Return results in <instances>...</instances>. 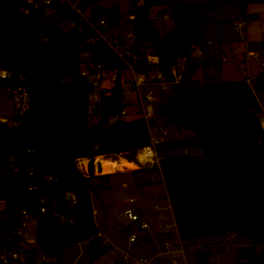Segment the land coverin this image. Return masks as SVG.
Masks as SVG:
<instances>
[{"label": "trees", "instance_id": "16d2710c", "mask_svg": "<svg viewBox=\"0 0 264 264\" xmlns=\"http://www.w3.org/2000/svg\"><path fill=\"white\" fill-rule=\"evenodd\" d=\"M41 1L0 0V72L13 73L10 78L0 75V88L23 84L29 92L23 113L13 115L11 122L0 119V198L6 204L0 210V249L12 248L6 237L18 226V213L26 209L38 216L37 249L26 264H38L40 254L59 258L68 246L86 241L91 242L94 261L102 253L93 196H99L105 180L112 177L94 175V161L119 154L134 161L138 150L150 142L148 125L143 118L110 121L127 105L121 80L100 92L90 113L94 87L81 76L82 54L90 52V62H103L112 69L123 70L126 64L102 43H92L93 28L62 0L49 5ZM80 1L84 11L90 9L92 20L107 18L113 25L122 20L117 6L104 7L102 0ZM137 2L130 0V12L138 37L150 42L160 56L163 79L174 82L172 67L179 59L187 61L182 81L174 84L173 95L159 111L168 123L197 136V142L190 138L170 142L161 159L179 235L184 241L230 233L250 237L262 252L242 264H264L262 107L248 79L201 84L193 79L201 68L215 63L212 57L194 56L205 44L204 29L210 22L206 13L231 0ZM235 3L246 16L250 4L264 0ZM155 6L170 8L174 29L163 36L150 18ZM256 78L260 92L264 72ZM90 115L98 117L96 125ZM184 146H198L201 155L174 153ZM79 159L90 160L87 175L78 168ZM223 179L219 195L212 196L214 182ZM31 185L37 189H29ZM67 193L76 196V203L67 199ZM42 206L47 208L44 213Z\"/></svg>", "mask_w": 264, "mask_h": 264}, {"label": "rangeland", "instance_id": "374dc122", "mask_svg": "<svg viewBox=\"0 0 264 264\" xmlns=\"http://www.w3.org/2000/svg\"><path fill=\"white\" fill-rule=\"evenodd\" d=\"M167 1L173 3L181 0ZM187 1L199 2L209 0ZM235 2L236 0H231L228 4H220L216 10L206 13L210 22H208L204 29L205 55L201 56L200 60L212 57L215 63L209 67L201 68L196 77L206 81H239L248 79L263 108L262 115H264V90L256 92V77L259 73L264 72V65L262 64L264 53V3L251 5L252 14L244 16ZM100 4L104 7H119L122 13V20L128 17L132 9L130 0H102ZM169 10L168 6H155L151 8L150 18L162 36L174 29L172 21L163 18V15ZM238 15H240V18L236 19ZM252 15H256V17ZM208 40L212 44H208ZM250 50L256 52L258 54L257 57L249 56L248 52ZM159 75L160 71L156 69L151 71L150 77L153 78ZM108 85H111L110 82L106 86ZM139 90V95L134 90L127 93L123 100L128 105L129 118H136L140 114L138 97L144 98L149 91H153L154 99H152L151 103L155 107V118H157L153 134L157 137H166L165 142L158 146V153L162 159L170 142L179 141L176 139L194 134L184 129L183 135H181L175 124L168 123L159 114L161 107L168 103L173 95V83H168L167 87H164L159 81L149 80L147 83L142 84ZM26 100L23 106H18V103L8 94L7 89L0 88V116L12 118L15 114L23 113L28 107L29 98ZM90 120L92 125H96L99 121L95 115H90ZM160 126L164 128L165 132L159 130ZM177 152L175 153L178 154ZM109 157L117 159L125 156L119 154L110 155ZM96 160L94 161V175H103L98 174L95 170ZM135 162L138 164L137 159H135ZM98 165H100L99 162ZM159 165L161 166V161L160 164H155L153 167L147 165V167L134 169L137 171L111 175L112 177L105 180V185L100 190V193L104 196H93L97 223L104 234L113 235L112 240L116 247L114 253L111 254L108 251L106 257H103L98 264H134L135 259H139L142 256L137 248L144 238L143 235H141L139 242L135 244H130L129 242L132 229L129 226V220L123 215V212L130 205L143 206L145 213L142 216L150 223L149 228L145 232L146 237H150L153 243L149 249L150 251L143 254L149 261V264H157L158 261H161L163 264H170L173 259H177L179 264H196L195 255L199 242L200 246L205 250L213 246L220 248L211 257L208 264H242L250 257L261 254L262 247L252 244L250 237H245L241 240L234 238L231 234L224 237H210L182 242L184 244V252L176 251L180 249L178 243L180 239L178 230L174 225L173 213L170 210L168 201L164 198L165 193L161 184V175L159 174L161 167L159 168ZM82 166L85 168L86 165L83 164ZM84 173L87 174L85 170ZM151 175L154 177L151 178ZM100 181L96 182L100 183ZM153 181L157 185H152L151 182ZM125 183L128 184V187H125ZM155 192L159 194L158 197L154 199L146 197V194L148 196V193ZM130 197L137 198V201L133 204L129 203ZM155 202L158 203V208L155 207ZM166 223L171 224V229L174 231L173 234L166 235L168 232L165 227ZM35 235L36 224L31 222L30 229L25 237L35 239ZM166 241L171 242V247L168 249L165 246ZM35 246V244H30V247ZM125 254L131 256L128 261L125 259ZM88 257V251L86 252L85 249L74 244L65 248L54 264H90Z\"/></svg>", "mask_w": 264, "mask_h": 264}, {"label": "built area", "instance_id": "2783aa9c", "mask_svg": "<svg viewBox=\"0 0 264 264\" xmlns=\"http://www.w3.org/2000/svg\"><path fill=\"white\" fill-rule=\"evenodd\" d=\"M33 0H30L32 2ZM54 0H44L42 3L49 5ZM145 0H138V5H143ZM63 3L66 4V7H70L72 10L76 11L80 16V21L86 25L91 26L93 28V35L90 39L92 43H102L109 49L112 54H114L118 59L122 60L123 63L126 64V67L123 70L112 69L108 67L103 62H90L92 58V54L90 52L82 54V70L81 76L86 78L88 82L93 84L94 90L91 93L89 100L91 101L90 105V113H93L96 104L100 99V92L114 85L117 81L121 80L123 83V96L127 95V93L136 91L139 95V88L142 84L150 81H159L164 87H167L168 83H180L182 80V73L186 67V58H182L178 60V63L172 67V75L174 78V82H168L163 79L161 73L159 76L150 77L151 71L158 69L160 62V56L154 48L152 44L148 42L145 38H139L136 30V25L134 24L135 15L132 12H129L128 17L125 20H121L118 25H113L107 18H99L96 20L91 19V11L90 9L84 11L81 7L80 0H62ZM165 20L172 21L170 13L167 12L163 15ZM74 24L69 23V27ZM249 56L257 57V53L248 52ZM199 58L201 56V52L199 56L194 55ZM263 65H264V53H263ZM149 67V69H148ZM147 69V70H146ZM2 78H10L13 76V73L8 70H2L0 72ZM22 79L24 77H21ZM110 82L111 85H107ZM8 94L18 103L19 106H23L25 104L26 99L29 98V92L25 85L21 84L17 87H7ZM152 99H154L153 91H149L146 96L143 98L141 96L138 97L139 100V116L136 118H143L147 121L150 142L140 148L136 153V159L138 161L139 166L153 167L155 164H160L161 157L158 153V146L165 142L166 137H157L153 134L155 123L152 122V117L155 116V107L151 103ZM129 110L128 105L122 107L121 111L110 118V121L117 120H127L129 118ZM0 119L4 122H11V118L7 116H1ZM260 125L264 130V116L260 118ZM161 132H165L162 126L159 127ZM30 151V150H29ZM31 152V151H30ZM143 155L144 158H140L139 155ZM97 159V158H96ZM85 159H79V167L82 172L88 174L89 165H86L83 168L82 162ZM90 163V160L87 159ZM97 161V160H96ZM88 163V164H89ZM161 166L159 165V168ZM34 171V170H33ZM31 171V173H33ZM86 174V175H87ZM160 174L163 176L162 171L160 169ZM153 177V176H152ZM164 178V177H163ZM29 189H37L36 185L29 186ZM71 198L68 199L72 203H76L77 199L74 194L70 193ZM137 201V198L130 197L129 203L133 204ZM5 200L0 198V210L5 208ZM41 212H46L47 208L42 206L40 208ZM123 215L129 220L131 226V234L129 237L130 244H135L139 242L141 239V235H143V240L147 239L145 230L149 228L150 223L144 219L142 214L137 211L136 206L130 205V207L126 208L123 212ZM17 218L19 220L18 226L15 230L11 231L10 235L6 237V241L12 244V248H2L0 249V262L2 264H26L28 256L32 250L37 249L36 240L34 238H26L29 229L30 223H37L38 216L31 215L26 209L21 210ZM167 230H171L173 234L174 231L171 229V224L166 223L165 225ZM177 228V227H176ZM180 245V249L176 251L184 252V246L181 241L178 242ZM30 244H35V247H30ZM166 249L171 247V242L168 241L165 243ZM114 250H111L113 253ZM141 254V253H140ZM139 259H135L134 264H149V261L146 259L143 254ZM131 256L129 254H125V259L128 261ZM49 257L40 254L38 259V264L48 263ZM170 264H179L177 259H173Z\"/></svg>", "mask_w": 264, "mask_h": 264}, {"label": "crops", "instance_id": "0c3cea01", "mask_svg": "<svg viewBox=\"0 0 264 264\" xmlns=\"http://www.w3.org/2000/svg\"><path fill=\"white\" fill-rule=\"evenodd\" d=\"M182 1H187V0H182ZM212 1H214V0H212ZM189 2V1H188ZM251 5H253V4H250L249 6H248V8H247V14L248 15H250V14H252V12H251ZM169 12V11H168ZM238 17L240 18V15H238L237 17H236V19H238ZM208 42V44H212V42L210 41V40H208L207 41ZM205 45V44H204ZM205 47H201L200 48V50H198V48L195 50V52H194V55H196V56H199V54H200V52H201V56H203V55H205ZM249 52H254L253 50H250ZM256 53V52H255ZM201 56L199 57V58H201ZM197 75H194L193 76V79L195 80V81H197V82H199L200 84L201 83H203V82H205L206 80H204V79H198L197 77H196ZM234 81H237V80H234ZM249 84H250V81H249ZM251 86V85H250ZM19 106V105H18ZM262 107V106H261ZM263 109V108H262ZM261 116H264V115H262V113H261ZM178 131L180 132V134L181 135H183V130H179L178 129ZM184 138H190V139H193V140H195V142H197V136H195V135H192V134H190V135H187L186 137H182V138H179V139H176V140H181V139H184ZM173 140V139H172ZM178 151V152H177ZM175 152H177L178 154H192V155H197V156H200L201 155V149L198 147V146H184V147H178L177 149H175V151H174V153ZM119 158H121V157H119ZM85 160H87V159H85ZM135 161V160H134ZM134 161H132V162H134ZM135 163V162H134ZM100 164V163H99ZM135 164H137V163H135ZM136 168H139V166H138V164H137V167ZM99 169H100V165H98V161L96 162V164H95V170H96V172L98 173L99 172ZM101 170H102V168H101ZM129 171H137V170H134V169H130V168H127V167H124V168H122V170H117V171H114V172H110V173H106V174H112V175H116V174H119V173H126V172H129ZM98 174H102V173H98ZM152 174V173H151ZM159 174H160V171H159ZM161 175V174H160ZM153 175H151V178H153L152 177ZM160 179H161V184H162V187L164 188V193H165V196H164V198H165V200H167L168 201V203H169V207H170V210H171V212L173 213V218H174V225H175V227H177V222H176V219H175V216H174V211H172V207H171V203H170V199H169V195H168V193H167V191H166V187H165V181H164V178H163V176L161 175V177H160ZM151 184L152 185H157L154 181L153 182H151ZM125 185V187H128V184H124ZM150 188H152V187H150ZM99 195H101V196H104V195H102L100 192H99ZM159 196V194L157 193V192H155V193H148V196H147V194H146V197L148 198H151V199H154L155 197H158ZM93 207H94V201H93ZM155 207L156 208H158V203L157 202H155ZM136 208H137V211L138 212H140L142 215H144V207L143 206H136ZM94 214H95V219H96V215H97V213H96V209H95V207H94ZM160 216H161V214H160ZM96 223H97V219H96ZM97 225H98V227H99V239H100V244H99V250L101 251V253H102V255L99 257V258H97L96 260H94V261H91V251H90V249H91V242L90 241H86V242H81V243H77V245H79L80 247H82L83 249H85V251L87 252L88 251V254H89V257H88V260H89V263L90 264H98L99 262H100V260L103 258V257H106V253H108V251L111 253V250H114V252L116 251L115 250V244L113 243V240H112V237H113V235H110V234H104L103 232H102V230H101V227L99 226V224L97 223ZM155 228V227H154ZM177 229V228H176ZM168 234H172L171 233V230H168V232L166 233V235H168ZM234 238H239V239H241V240H243V238H245L246 236H244L243 238L242 237H240V236H238L237 234H235V233H230ZM178 235H179V231H178ZM228 236V235H227ZM150 238V237H149ZM179 241H181V242H187V241H184L181 237H180V235H179ZM251 240V239H250ZM166 242H168V241H166ZM152 243H153V240H152ZM152 243H151V245H152ZM183 244V243H182ZM183 246H184V244H183ZM103 251V252H102ZM113 252V253H114ZM112 254V253H111ZM76 260H77V258H76ZM157 264H163L161 261H158L157 262Z\"/></svg>", "mask_w": 264, "mask_h": 264}, {"label": "water", "instance_id": "95a60500", "mask_svg": "<svg viewBox=\"0 0 264 264\" xmlns=\"http://www.w3.org/2000/svg\"><path fill=\"white\" fill-rule=\"evenodd\" d=\"M239 18V17H238ZM77 166L78 168L81 170V168L79 167V162H77ZM82 171V170H81ZM225 182V179L223 180H216L210 190L211 195L214 197H217L219 195V189L220 187L223 185V183ZM67 199H70L72 195H70V193H67ZM151 243H152V239L151 238H147L144 241H142L141 243H139L137 250H139V253L141 254H146L148 253L151 247ZM220 248L217 246H213V247H209L206 250L204 248H202L200 246V242L197 246L196 249V255H195V259H196V264H208L209 260L211 259V257L219 250ZM55 261H57V258L55 259H51L49 258L48 263L54 264Z\"/></svg>", "mask_w": 264, "mask_h": 264}, {"label": "bare ground", "instance_id": "6f19581e", "mask_svg": "<svg viewBox=\"0 0 264 264\" xmlns=\"http://www.w3.org/2000/svg\"><path fill=\"white\" fill-rule=\"evenodd\" d=\"M139 156L140 158H144L142 154ZM97 161L100 163V167L102 168V170L100 169L98 173H102V174L114 172L117 170H122V168L124 167L130 168V169H136L137 167V164L123 157L113 159L111 157L98 156ZM82 163L85 165H88V160H84ZM140 168L141 167L139 166V169Z\"/></svg>", "mask_w": 264, "mask_h": 264}]
</instances>
